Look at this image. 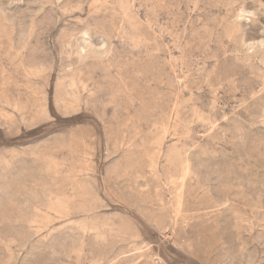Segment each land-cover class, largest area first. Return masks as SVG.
I'll use <instances>...</instances> for the list:
<instances>
[{
  "label": "rangeland",
  "instance_id": "rangeland-1",
  "mask_svg": "<svg viewBox=\"0 0 264 264\" xmlns=\"http://www.w3.org/2000/svg\"><path fill=\"white\" fill-rule=\"evenodd\" d=\"M0 264H264V0H0Z\"/></svg>",
  "mask_w": 264,
  "mask_h": 264
}]
</instances>
